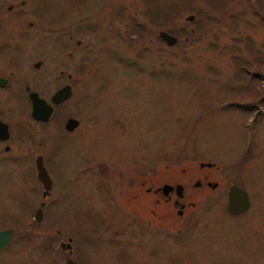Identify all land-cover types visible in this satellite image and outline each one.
Returning a JSON list of instances; mask_svg holds the SVG:
<instances>
[{
  "label": "rangeland",
  "instance_id": "374dc122",
  "mask_svg": "<svg viewBox=\"0 0 264 264\" xmlns=\"http://www.w3.org/2000/svg\"><path fill=\"white\" fill-rule=\"evenodd\" d=\"M262 6L0 0L9 82L0 88L9 134L0 142V229H12L0 264H64L58 243L67 237L81 264H264ZM160 8L166 20L150 21ZM65 83L70 97L46 122L33 120L24 85L48 101ZM68 117L78 120L71 131ZM36 155L51 180L44 197ZM164 184H180L181 197L152 192ZM232 184L250 203L237 215L225 210Z\"/></svg>",
  "mask_w": 264,
  "mask_h": 264
},
{
  "label": "water",
  "instance_id": "95a60500",
  "mask_svg": "<svg viewBox=\"0 0 264 264\" xmlns=\"http://www.w3.org/2000/svg\"><path fill=\"white\" fill-rule=\"evenodd\" d=\"M188 21L193 19V15L190 14L186 16ZM157 37L165 43L167 46H172L176 43V36L164 31L159 30L157 32ZM39 63H34L33 66L37 67ZM5 82L6 80L3 79ZM25 90H28V86H25ZM71 95V87L69 84H64L53 91L50 95L48 101L40 97L36 91H29L27 93V98L30 103V117L35 121L46 122L51 116L53 111V106L58 105L68 99ZM78 125V120L73 117H68L65 119L63 128L65 131H71ZM8 129L5 122L0 121V140H6L8 138ZM210 166L211 163H199V166ZM34 167L36 170V179L40 183L43 191L41 193L44 197L51 185V180L42 164L41 155H36L34 158ZM197 184V183H195ZM207 186L215 187L216 183H206ZM174 188L176 195L180 196L182 191V186L176 184L174 187L168 184H164L161 187L163 193H167L170 189ZM43 202L40 203V206H43ZM249 199L247 193L238 187L235 184L229 186L226 192V206L225 210L228 214L237 215L249 208ZM42 216L41 207L35 209L33 214V219L39 221ZM12 229L9 227L0 229V249H2L11 239ZM64 264H76L73 260L67 259Z\"/></svg>",
  "mask_w": 264,
  "mask_h": 264
},
{
  "label": "flooded vegetation",
  "instance_id": "af4514ba",
  "mask_svg": "<svg viewBox=\"0 0 264 264\" xmlns=\"http://www.w3.org/2000/svg\"><path fill=\"white\" fill-rule=\"evenodd\" d=\"M67 77H70L69 75H67ZM3 79H5L6 81L4 82L3 81ZM9 82H8V79L3 75V74H1L0 73V88H3V87H5L7 84H8ZM66 84V83H65ZM64 85V84H63ZM70 85V84H69ZM25 86H28V85H24V87H23V89H24V91L26 92V94L29 92V91H34V90H31L30 88H29V86H28V90L26 91L25 90ZM62 86V85H61ZM60 87V86H59ZM71 87V86H70ZM64 102V101H63ZM61 104V103H60ZM59 104V105H60ZM30 105V104H29ZM56 106H58V105H54L53 106V111H54V109H55V107ZM53 113V112H52ZM0 121H2V122H4L3 120H1L0 119ZM7 125V124H6ZM8 129V128H7ZM8 139V138H7ZM6 139V140H7ZM5 140H0V142H4ZM4 150H8V146L7 145H4ZM42 157V156H41ZM35 158V157H34ZM35 168V167H34ZM35 175H36V170H35ZM81 177V176H80ZM129 182L131 183L132 182V179H130L129 180ZM176 185V184H175ZM175 185H171V186H175ZM196 185H200V182L199 181H197V184ZM163 185H161V186H158V187H156V188H154L153 189V193L154 194H158V195H163V192L161 191V187H162ZM50 187H51V185H50ZM49 191H50V189H49ZM147 191H149V188H147ZM172 193H174V194H176L175 193V190H174V188H172V189H170L169 191H167V193L165 194V199H169L170 198V196H171V194ZM178 197H181V195L180 196H178ZM173 204L174 205H177L178 204V201L177 200H174L173 201ZM179 207H180V209L178 210V214L180 215V212H181V208L183 207V205L182 204H179ZM57 233H59V231H57ZM66 241L67 242H62V241H59V243H58V247L62 250V251H65L66 252V255L64 256L65 258H64V262L67 260V259H71V260H73L76 264H81L79 261H77V260H75L74 259V257L72 256V253H73V250H72V237H67V239H66ZM4 248V247H3ZM2 248V249H3ZM2 249H0V250H2ZM55 249V248H54ZM56 250V249H55ZM54 251L53 250H51V253H53Z\"/></svg>",
  "mask_w": 264,
  "mask_h": 264
},
{
  "label": "trees",
  "instance_id": "16d2710c",
  "mask_svg": "<svg viewBox=\"0 0 264 264\" xmlns=\"http://www.w3.org/2000/svg\"><path fill=\"white\" fill-rule=\"evenodd\" d=\"M262 7H264V6H262ZM260 8V7H259ZM254 10V12L258 15L261 11L259 10H257V9H253ZM149 12H150V10H149ZM148 12V13H149ZM152 14H147L148 15V18H149V20L150 21H152L154 18H158V16L161 14V13H163V18L161 19V21H164V20H166V18L168 17V15H167V13H166V11H164V9L163 8H160V9H157V10H152ZM262 17H263V19H262V22L264 23V15H262ZM238 66H236L238 69H241V70H243L244 72H247L248 70H249V68H248V65H247V63H245V62H238V64H237ZM262 65H264V61L262 62ZM258 66V67H257ZM259 66H260V64H256V67L257 68H259ZM255 67V68H256ZM247 70V71H246ZM261 89L259 88V89H256V91H260ZM255 92V90H251L249 93L250 94H253ZM251 143V137L249 138V142H248V144H250ZM249 146V145H248ZM246 154L244 153L243 155H242V158L245 156ZM238 162H242L241 161V159H238Z\"/></svg>",
  "mask_w": 264,
  "mask_h": 264
}]
</instances>
